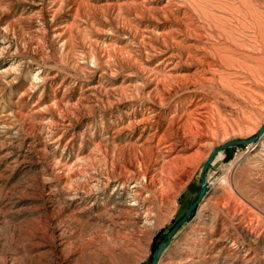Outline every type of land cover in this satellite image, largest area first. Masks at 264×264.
I'll return each instance as SVG.
<instances>
[{"label": "rangeland", "instance_id": "rangeland-1", "mask_svg": "<svg viewBox=\"0 0 264 264\" xmlns=\"http://www.w3.org/2000/svg\"><path fill=\"white\" fill-rule=\"evenodd\" d=\"M262 231L264 0H0V264H264Z\"/></svg>", "mask_w": 264, "mask_h": 264}, {"label": "bare ground", "instance_id": "bare-ground-1", "mask_svg": "<svg viewBox=\"0 0 264 264\" xmlns=\"http://www.w3.org/2000/svg\"><path fill=\"white\" fill-rule=\"evenodd\" d=\"M209 64V63H208ZM211 64V63H210ZM213 65V64H212ZM208 66V65H207ZM211 68V67H210ZM248 89H249V87H248ZM233 210V212L235 213L236 212V207L234 208V209H232ZM237 215V214H236ZM245 220V219H244ZM250 225H252V221H250V219H249V222H248V225L246 226L247 228L250 226ZM257 226V225H256ZM251 231V230H250ZM261 233H264V231H262ZM263 236V235H262Z\"/></svg>", "mask_w": 264, "mask_h": 264}, {"label": "water", "instance_id": "water-1", "mask_svg": "<svg viewBox=\"0 0 264 264\" xmlns=\"http://www.w3.org/2000/svg\"><path fill=\"white\" fill-rule=\"evenodd\" d=\"M173 233V231H170V235ZM162 247H159L155 253V259L158 256V253L161 251Z\"/></svg>", "mask_w": 264, "mask_h": 264}]
</instances>
